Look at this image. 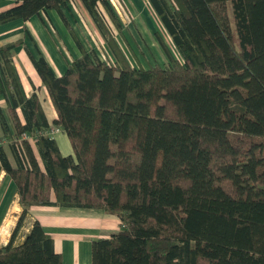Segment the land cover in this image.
Instances as JSON below:
<instances>
[{
  "label": "trees",
  "instance_id": "trees-1",
  "mask_svg": "<svg viewBox=\"0 0 264 264\" xmlns=\"http://www.w3.org/2000/svg\"><path fill=\"white\" fill-rule=\"evenodd\" d=\"M0 25L74 0H11ZM114 60L87 53L57 77L24 40L0 46V171L21 214L0 264H64L32 207L102 210L120 230L92 242L90 264H264V0H148L171 39L166 60L132 68L109 26V0H79ZM125 39V38H124ZM23 48L55 112L26 98L13 66ZM68 138L61 155L54 131ZM5 140L12 166L1 141Z\"/></svg>",
  "mask_w": 264,
  "mask_h": 264
},
{
  "label": "crops",
  "instance_id": "crops-1",
  "mask_svg": "<svg viewBox=\"0 0 264 264\" xmlns=\"http://www.w3.org/2000/svg\"><path fill=\"white\" fill-rule=\"evenodd\" d=\"M131 1L139 14L142 13L144 15L147 12L142 2ZM13 6L14 2L11 0H0V13L7 11ZM63 14L69 29L54 10L41 12L39 16L31 18L27 22L16 20L0 25V46L23 39L25 45L33 54L36 55L34 47L40 51L57 77L64 75L67 65L81 57L74 37L86 52L89 51L86 49L83 40L87 34L83 30L84 26L80 15L88 17V19L90 16L83 9L79 0H74L69 9L63 11ZM143 18L146 30L153 32L158 27L164 28L155 12L154 18L151 19L149 14L144 15ZM143 30L139 27L138 32L142 33ZM129 34L135 39L134 34H131V30H129ZM124 38L126 41V37ZM91 46L93 47V52L97 55L95 46L90 43ZM129 47V52L131 53L132 48L130 45ZM12 60L25 97L29 98L32 94L36 93L42 102V107L48 121L52 123L56 118L55 112L23 48H17L13 52ZM139 66L141 65L138 64L136 68ZM6 109V101L3 96H0V110L5 117L7 116ZM54 132L52 136L57 143L61 155L64 157L73 156L67 136L59 130ZM1 137L2 133L0 131ZM1 144L5 149L10 164L14 166L15 163L7 142L2 140ZM20 214L21 207L16 187L10 177L4 171H0V247L8 243ZM35 221L41 225L45 233L51 235L54 251L61 255L64 264H90L92 261V242L108 238L120 230L118 218L107 215L102 210L32 207L29 211L25 227L16 240V244L22 243L25 235L29 232Z\"/></svg>",
  "mask_w": 264,
  "mask_h": 264
},
{
  "label": "rangeland",
  "instance_id": "rangeland-1",
  "mask_svg": "<svg viewBox=\"0 0 264 264\" xmlns=\"http://www.w3.org/2000/svg\"><path fill=\"white\" fill-rule=\"evenodd\" d=\"M135 1L139 3L142 2L145 10L147 11L146 13L149 14V17H151V19L154 18V12L150 8L148 0ZM112 2L114 4H110L114 9L117 18L119 19L123 36L126 37V41L124 37L122 39L120 38L119 34L112 28L109 22H105L109 26V29L111 30L115 41L117 42L118 46L122 50L125 58L132 68H136L138 64H140L144 68H147L148 66H154L156 64L160 66H165V64H167V60L156 41V34H158L162 38L175 58H179L176 51H174L171 39L164 28L162 29L161 27H158V29L153 32L146 30L143 16L147 14H139L131 0H112ZM80 18L82 19V24L84 26H82L83 30L87 34V36L83 38L86 49L89 50L87 52L89 53L91 51H94L92 50L93 47H90L91 43L95 46L97 57L100 61L105 63H112L114 58L110 53L105 40L102 38V36L92 23V20L81 15ZM139 27L144 29L142 33L138 32ZM129 30H131V34H134L135 39L131 37V35L129 34ZM128 43L132 48L131 53L129 52L130 47Z\"/></svg>",
  "mask_w": 264,
  "mask_h": 264
},
{
  "label": "built area",
  "instance_id": "built-area-1",
  "mask_svg": "<svg viewBox=\"0 0 264 264\" xmlns=\"http://www.w3.org/2000/svg\"><path fill=\"white\" fill-rule=\"evenodd\" d=\"M109 1H110V3L114 4V3L112 2V0H109Z\"/></svg>",
  "mask_w": 264,
  "mask_h": 264
}]
</instances>
